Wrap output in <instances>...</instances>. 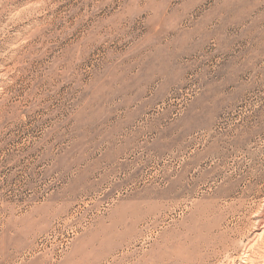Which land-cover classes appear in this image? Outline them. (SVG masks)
Listing matches in <instances>:
<instances>
[{
  "label": "rangeland",
  "instance_id": "374dc122",
  "mask_svg": "<svg viewBox=\"0 0 264 264\" xmlns=\"http://www.w3.org/2000/svg\"><path fill=\"white\" fill-rule=\"evenodd\" d=\"M0 264H264V0H0Z\"/></svg>",
  "mask_w": 264,
  "mask_h": 264
}]
</instances>
